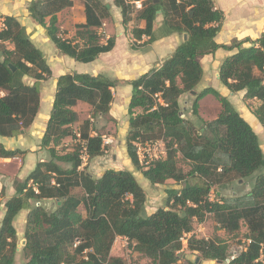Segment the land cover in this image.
<instances>
[{
	"label": "trees",
	"instance_id": "obj_1",
	"mask_svg": "<svg viewBox=\"0 0 264 264\" xmlns=\"http://www.w3.org/2000/svg\"><path fill=\"white\" fill-rule=\"evenodd\" d=\"M113 2L126 24L130 19L128 3ZM72 3L31 0L27 10L59 52L87 63L113 47L114 38L101 43L98 33L108 8L101 0H83L85 23L76 24L75 38L70 40L61 36L57 13ZM158 10L167 32L186 34V38L159 66L129 81L132 92L127 107L129 130L125 146L131 164L151 184H164L169 179L183 184L166 188L164 206L148 213L146 193L132 171L110 168L95 178L80 170L81 150L57 149L62 139L75 137L72 125L78 115L72 107L78 101L91 106L90 117L79 126V139L85 142L89 158L101 155L102 134L93 127L91 119L108 114L116 80L101 73L60 75L40 142L49 158L37 162L26 177L15 181V195L4 204L0 264H14L18 239L13 222L23 209L28 210L22 246L24 264H126L123 258L110 254L117 236L125 237L134 251L153 264H200L196 259L181 262L178 253L184 236L192 233L194 221L202 222L207 215L227 233L237 232L244 222L248 231L246 242L230 253L221 238H196L190 234L186 239L188 249L198 251L201 258L223 264H264V152L259 137L227 97L212 87L195 90L203 72L200 58L219 48L234 50L222 60L218 78L230 92L244 90L245 99L259 101L253 114L264 126V30L255 39L247 37L218 44L215 36L224 13L212 0H148L137 14L144 26L131 31L135 40L145 35V43L153 41ZM3 23L0 136L9 137L33 122L40 103L38 81L49 79L52 72L43 52L32 43L17 18L6 15ZM4 42H10L13 48L6 47ZM246 42L249 45L244 46ZM23 76H30L35 82L26 84ZM186 92L194 96L192 114L202 120L198 134L181 116L178 99ZM207 94L220 103V110L215 118L203 120L198 113L199 100ZM154 132L163 139L166 153L148 166L140 165L133 142L152 139ZM17 153L20 151L0 144V157H14ZM178 154L189 163L188 172L178 166ZM255 173L258 174L249 191L231 195L217 191L220 195L216 199L209 198L211 188L223 179H244ZM188 175L199 181L186 182ZM75 188L81 193H74ZM46 199L53 201V209L41 204ZM80 205L84 215L79 211Z\"/></svg>",
	"mask_w": 264,
	"mask_h": 264
},
{
	"label": "crops",
	"instance_id": "obj_2",
	"mask_svg": "<svg viewBox=\"0 0 264 264\" xmlns=\"http://www.w3.org/2000/svg\"><path fill=\"white\" fill-rule=\"evenodd\" d=\"M30 1L31 0H0V29L4 26V16L8 15L16 17L20 24L24 26L25 32L32 43L43 52L47 64L51 66L50 69L52 73L49 79L38 81L40 103L38 112L31 125L28 128L21 130L14 136H0V144H2L4 148L12 150L17 149L20 151V153H17L14 157H0V191L3 190V194L0 197V224L5 213V202L15 195V181L22 180L26 177L35 168L37 162L47 160L49 158L47 149L41 147L40 142L45 130L46 122L52 110L57 77L65 73H84L78 72L74 69V66L77 63L83 65H92V63H94L92 67V74L101 73L112 80H116V85L112 89L113 98L110 104L111 109L108 113L112 114L114 111L120 112L121 110L127 111L132 92V86L129 84V81L149 71L151 68L159 66L163 60L170 56L175 48L183 41L182 34L180 36L179 33L176 32H167V30H165L166 28L163 24H161V18L156 16L152 29L154 36L153 41L145 43V40H147L148 37L143 35L141 40H136L138 44L143 45H141L137 50L131 49L129 44H131V41L135 39L132 37L133 35L130 33V30L127 29V25L130 23H122V16L119 7H117L119 9H116L109 3H105L108 8V15L102 19V25L98 28V33L102 36L101 43H105L109 37L114 38L111 50L99 54L93 61L87 63L76 61L72 57L66 58V55L59 52L58 49L53 50V54L48 56L44 51L43 46H45V44H49L50 39L47 36L45 29L37 24V22L29 15L27 4ZM212 1L214 6L222 10L224 13L221 28L215 36V41L218 44H228L233 39L241 40L247 37L255 39L264 30V15H262L264 13V0ZM72 2L73 3L70 7L64 8L57 13V22L61 24L60 28H68V33L75 35V32L71 30L69 25L85 23V14L83 0H72ZM63 17H65V19H63ZM143 26L144 21L140 20L137 22L135 27ZM130 27L132 28L133 26L130 25ZM226 30L229 35L226 37V40L223 41L220 39V32ZM77 41H79V39H77ZM8 43L10 44L9 48L12 49V44L10 42ZM118 44H123V46L119 47ZM246 44L249 43H244V46H247ZM233 52L234 50L219 48L214 53L203 55L200 58L203 71L202 77L196 85V87L201 86V89L205 87H212L216 89L221 95L227 97L231 103H233L231 98L236 92H230L227 87L220 82L218 78V68L222 60L231 55ZM106 54H110L112 57L101 61V55ZM34 82L35 80H33L30 85ZM47 82L48 84H46ZM244 92L245 91L243 90L238 91L237 93H240V95L243 96ZM207 97L215 99V97L211 94L204 96L199 100V110L202 108V103ZM214 101L217 104L218 101L216 99ZM82 107L87 108L89 107V104L83 101H78L72 107L78 115V120L72 125L75 137L67 136L62 139L61 143L57 146L58 150L64 149L61 147L66 145V141L69 139L70 141L80 142V139L78 138L80 125L78 126V123L82 119L80 116V108ZM200 112L202 114V109ZM112 117L116 120L120 119L118 116ZM243 117L253 128L256 127L257 123L259 124L256 117L252 113L247 115L244 114ZM128 127L129 123L126 125V129L122 127L120 130L121 132L117 133V137L112 139L114 144L111 147V150H113L112 157L117 160H123L125 162V169L131 171V161L127 155L125 146V133L127 132ZM103 140H107L109 142L108 139L103 138ZM64 150L68 151L72 150V148H66ZM5 164H8L9 168H7ZM121 168L122 167L117 169ZM79 169L88 172L95 178H98L106 169L110 168H105L100 171L93 169L92 167L87 170L83 167H80ZM46 200L41 202L43 206ZM27 212L28 210L26 209L19 211L14 219L13 223L16 229L17 237H23L24 232L16 227L15 221L18 217H20L25 222ZM117 237L120 238L123 236ZM25 261L26 259L24 260V263Z\"/></svg>",
	"mask_w": 264,
	"mask_h": 264
},
{
	"label": "rangeland",
	"instance_id": "obj_3",
	"mask_svg": "<svg viewBox=\"0 0 264 264\" xmlns=\"http://www.w3.org/2000/svg\"><path fill=\"white\" fill-rule=\"evenodd\" d=\"M133 1L134 0H126V3H128V6H129L128 7V11H129L128 16L130 18L129 21L127 22V23H130L129 25H127V29L130 30V33H131L132 28L137 25L138 21H140L137 18L138 10H140L142 8V4H144L148 0H140L141 1V7H137ZM101 2H103L104 4L109 3L111 6H113V8L119 9L114 4L113 0H101ZM262 15H264V13ZM157 16H159L161 18V24H163V15H162L161 11L159 13H157ZM63 19H65V17H63ZM57 25L60 28L61 24H59L57 22ZM130 25L133 27L131 28ZM69 27H71V30H73V32H75L76 25L70 24ZM161 28H163V27H161ZM60 31H61V36L63 38H67L70 40L74 39L75 35L69 34L68 28H60ZM179 35L181 36V34H179ZM228 35H229V33L227 30L222 31V32H220V39H222L224 41V40H226V37H228ZM131 44H133L134 46H137L138 48L141 45H143V44H138L136 42V40L131 41ZM131 44H129L130 47L132 46ZM4 45L8 48L10 46V44L8 42H4ZM246 45H249V44H246ZM118 46L122 47L123 44H118ZM43 49L46 52V54L49 56V55L53 54V50H56L57 48L54 45V43L51 40H49V44H47V45L45 44V46H43ZM131 49H133V48L131 47ZM137 49H134V50H137ZM49 50L52 52H50ZM65 57L70 58L68 55H66ZM109 57H112V55H110V54L101 55L100 59H101V61L107 60ZM0 59H1V56H0ZM93 65H94V63H92V65H83V64L77 63L74 66V69L78 72H84V73L92 74ZM49 67L51 68L50 65H49ZM52 67H53V65H52ZM22 79H23L24 83H26V84H30L34 80L30 76H23ZM46 84H48V82ZM200 87L199 86L195 87V90L200 91L201 90ZM211 98L212 97H207L206 99H204V101L202 103V108H201L203 111L202 114L200 112L201 109L200 110L198 109L199 116L203 120H209L210 118L211 119L215 118L216 115L218 114L219 110H220V103L217 102V104H216L214 101L215 99H213V98L211 99ZM231 99L233 100V103H232L233 106L239 111V113L242 116L244 114L247 115L249 113L253 114V111L259 105L258 100H256V99H245L243 96L240 95V93H237V92L235 93V95ZM193 100H194L193 93H190V92L183 93L178 99L179 105H180V108L182 111L181 116L183 118L187 119L192 124V126L194 127V130L198 134L200 132V128L202 127V120L197 118V116L193 115L191 112ZM80 112H81L80 116L82 119L78 123V126L82 123L83 119L90 117L91 106L89 105V107H87V108L86 107L80 108ZM112 116H118L120 119L116 120ZM91 123H92L93 127H95V129L102 134V138L108 139L109 142L104 143V151L101 155L89 158L87 155L80 153L81 154V166L80 167H83L85 170L92 167L93 169H97L98 171L103 170L105 168H116L117 169V168L122 167L121 169H125V162L123 160H117V159H114L112 157L113 150H111V147L114 144L112 139H115L117 137V133L121 132L120 131L121 128L124 127V129H126V125L128 124L127 111H125V110H121L120 112L114 111V112H112V114L108 113V114L103 115V116H97L96 118L91 119ZM128 130H129V127L127 128V132L125 133V138L128 135ZM254 130L259 137V142H260L261 148L264 152V126H262L260 123L259 124L257 123ZM142 138H144V137H141V139ZM150 138L161 139L160 135L156 132H154V134H152ZM66 142H67V144L63 145L61 148H64V149L76 148L78 150L82 149L81 140H80V142L79 141L74 142V141H70V139H69ZM177 159H178V166L184 172H188V170L190 169L189 163L187 161H185L184 159H182L180 154H178ZM5 166L7 168H9L8 164H5ZM131 171L134 174V176L136 177L139 184L143 187V189L146 193V211L147 212H153L158 207L164 206L165 199H166V192H165L166 188L180 187L183 184V183L177 184L174 180L169 179L164 184H156L155 185V184H151L147 179H145L142 176L141 171L136 169L132 164H131ZM262 173H264V169L262 170ZM257 174L258 173H255L251 177H247L244 179H238L235 176H230V177H228V179L225 178L220 182V184L215 185L211 188L209 198L211 200L216 199L217 195H220V193L217 191H220L224 195H231L233 193H245V192L249 191V189L251 188V185H252L254 178L256 177ZM185 181L189 182V183H195V182L199 181V179L195 176L188 175L186 177ZM73 192L76 194H80L81 190L79 188H75L73 190ZM2 194H3V190L1 191V195ZM0 200H1V198H0ZM44 206L48 209H53L54 208L53 201L51 199L46 200ZM79 211L82 212L83 215L85 214L84 207L82 205L79 206ZM15 224L19 230L24 232V226H25L24 220H22L20 217H18L15 221ZM247 232L248 231H247L246 225L244 224V222H241L240 229L237 232L227 233L223 229L219 228V226L212 220L210 215H207V217L202 222L194 221L193 231L190 234H193L196 238H205V239H210V238H215V237L221 238L228 245L229 252L232 253L234 250L238 249V247H240L241 245H243V243L246 242ZM190 234H186L184 236L183 241H182L183 247L178 253L179 259L181 262L187 263L189 261L191 262V261L196 259V260H199L200 264H223L222 262L217 261V260H210V259L201 258V257H199L200 255H199L198 251L188 249L186 247V239L188 238V236H190ZM17 239H18L17 240V253L15 255L14 264H24V260L26 259V257L24 256V254L22 252L23 237L18 236ZM110 254L112 256H118V257L123 258L125 260L126 264H153L149 258H147V257L143 256L142 254L134 251L129 246L127 239L124 237H120V238L116 237L115 238V240L111 246ZM228 259L229 258H226L225 262H227Z\"/></svg>",
	"mask_w": 264,
	"mask_h": 264
},
{
	"label": "built area",
	"instance_id": "obj_4",
	"mask_svg": "<svg viewBox=\"0 0 264 264\" xmlns=\"http://www.w3.org/2000/svg\"><path fill=\"white\" fill-rule=\"evenodd\" d=\"M137 7H141V1L140 0H134L133 1ZM2 94V92H0ZM79 138V134H78ZM82 142V149L81 154H86L85 151V142L81 140ZM108 143L107 140H103V144ZM133 145L135 146V151L137 155V159L140 165L148 166L152 162L161 159L164 157L166 153L165 143L163 139H148V140H140L137 139L133 142Z\"/></svg>",
	"mask_w": 264,
	"mask_h": 264
},
{
	"label": "water",
	"instance_id": "obj_5",
	"mask_svg": "<svg viewBox=\"0 0 264 264\" xmlns=\"http://www.w3.org/2000/svg\"><path fill=\"white\" fill-rule=\"evenodd\" d=\"M160 11L158 10V11H156V13H159ZM185 38H186V34H183V40H185ZM24 242H25V240H23V244H24Z\"/></svg>",
	"mask_w": 264,
	"mask_h": 264
}]
</instances>
